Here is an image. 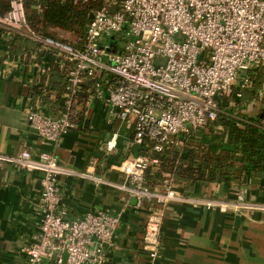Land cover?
Listing matches in <instances>:
<instances>
[{"label": "built area", "instance_id": "obj_1", "mask_svg": "<svg viewBox=\"0 0 264 264\" xmlns=\"http://www.w3.org/2000/svg\"><path fill=\"white\" fill-rule=\"evenodd\" d=\"M24 1L10 0V9L0 16L1 27L24 29L63 75L60 107L48 111L43 99L33 101L26 110L30 126L56 142L76 127L82 94L86 104L101 102L109 121L132 125L129 143L136 154L115 168L126 175L122 188L136 206L153 214L146 220L144 246L150 257L157 256V212L181 195L172 175L151 187L148 173L159 170L157 154L183 150L195 133L224 113L219 101L223 93L231 90L238 101L252 86L249 71L264 69V0H71L89 6L83 35L73 42L68 32L59 31L54 38L31 29ZM257 94L264 96V82ZM115 147L113 133L106 150ZM5 159L41 173L39 231L26 247L23 264H104V247L112 243L118 217L104 211L67 216L58 176L70 170L53 153L33 156L21 150L16 158ZM201 202L221 211L241 206L240 201Z\"/></svg>", "mask_w": 264, "mask_h": 264}, {"label": "crops", "instance_id": "obj_2", "mask_svg": "<svg viewBox=\"0 0 264 264\" xmlns=\"http://www.w3.org/2000/svg\"><path fill=\"white\" fill-rule=\"evenodd\" d=\"M11 28L0 25V264H23L26 247L39 231L41 173L5 159L16 158L21 150L33 156L51 152L70 170L58 176L67 216L104 211L118 217L112 243L104 247V264H264V172H246L241 162L228 180L198 181L191 189L177 184L181 196L157 212L159 249L150 257L144 232L153 214L146 206H136V199L122 188L126 175L115 168L136 154L129 143L132 125L109 121L104 105L86 104L82 94L76 127L56 142L40 137L26 110L39 98L48 111L60 107L56 94L62 92L63 75L24 29ZM113 133L116 147L108 152L106 142ZM94 176L102 181L94 182ZM203 199L240 201L241 206L221 211L207 208ZM254 203L262 208L250 207Z\"/></svg>", "mask_w": 264, "mask_h": 264}, {"label": "trees", "instance_id": "obj_3", "mask_svg": "<svg viewBox=\"0 0 264 264\" xmlns=\"http://www.w3.org/2000/svg\"><path fill=\"white\" fill-rule=\"evenodd\" d=\"M9 9L10 0H0V16ZM24 9L28 25L38 34L56 38L62 31L81 37L89 6L74 5L71 0H25ZM261 78L260 70L251 72L256 89L264 82ZM56 96L58 100L59 94ZM259 107L260 111L253 113L250 106L242 105L235 114L226 108L207 130L195 133L183 150L172 148L157 154L161 165L158 171H149L147 184L159 185L166 174L184 189H191L198 181H225L239 162L246 172L263 173L264 96Z\"/></svg>", "mask_w": 264, "mask_h": 264}, {"label": "rangeland", "instance_id": "obj_4", "mask_svg": "<svg viewBox=\"0 0 264 264\" xmlns=\"http://www.w3.org/2000/svg\"><path fill=\"white\" fill-rule=\"evenodd\" d=\"M67 39L70 41H76L79 36L73 35V34H68L66 35ZM260 70V74H261V79H263L264 81V69H258V71ZM250 73L252 72L249 71ZM242 75V74H241ZM242 76H239V79H241ZM262 85H260L259 87L261 88ZM256 89L255 86H251L250 89L245 90L242 94V97L239 99V101L235 100V98L233 97V93H231L230 91H227L225 93H223L220 97H219V101L221 104V108L224 110V112L227 110L226 108H229L228 111L229 112H233V114L240 112L241 106L242 105H246L251 106L252 109L255 111L256 109L259 107V102L261 100V98H258V94L257 91L260 89ZM256 105V106H255ZM254 206H251L252 208H262V206H259L257 204H253ZM263 244V242H262ZM262 260H264V249L262 248Z\"/></svg>", "mask_w": 264, "mask_h": 264}]
</instances>
